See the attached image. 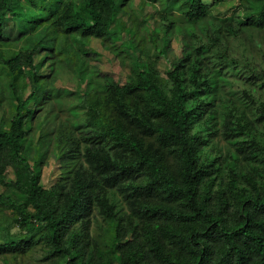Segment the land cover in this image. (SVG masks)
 <instances>
[{"label":"trees","instance_id":"trees-1","mask_svg":"<svg viewBox=\"0 0 264 264\" xmlns=\"http://www.w3.org/2000/svg\"><path fill=\"white\" fill-rule=\"evenodd\" d=\"M217 1L234 11L218 18L222 26L202 24L209 8L203 0H159L161 24L151 31L157 44L154 56H167L171 32L182 43L180 56L164 73L173 88L168 92L153 72L137 71L136 80L128 76L119 85L91 64L87 42L104 41L118 29L116 0H0V76L3 92L9 90L16 102L7 128H0V206L11 211L22 230L0 242V252L15 251L30 264H264V52L257 61L240 36L244 30L264 28V0ZM7 16L18 22L15 32H7ZM39 30L43 35L31 47L12 49ZM182 31L192 45L182 42ZM35 56H40L37 63ZM83 56L90 61L82 84L74 91L55 84L60 64L75 71L73 66L85 62H80ZM39 66L47 69L46 76ZM27 82L29 93L23 96L21 87ZM223 84L246 88L239 96L243 109L234 112V128L226 127L235 147L220 157L203 147L215 135L211 121L216 120L215 98ZM138 93L146 98L143 105L165 122H150L134 106L131 98ZM71 95L75 104L68 110L88 144L82 155L91 171L73 172L58 192L39 183L33 167L41 154L34 162L25 157V126L43 105H60ZM111 112L140 127L141 140L118 126ZM79 116L83 118L74 122ZM202 117L207 121L197 128ZM57 136H62L57 143L65 146L64 134ZM143 136L155 138L158 146L147 148ZM79 142L71 141L67 153L78 152ZM106 142L128 149L134 161L102 154ZM169 148L176 152L173 167L165 159ZM134 173L145 181L127 195L143 198L131 207L140 221H148L127 230L113 225L114 234L102 247L92 245L94 211L107 217L111 212L103 187L111 190L131 181ZM127 235L133 242L123 241Z\"/></svg>","mask_w":264,"mask_h":264},{"label":"rangeland","instance_id":"rangeland-1","mask_svg":"<svg viewBox=\"0 0 264 264\" xmlns=\"http://www.w3.org/2000/svg\"><path fill=\"white\" fill-rule=\"evenodd\" d=\"M74 1L76 4H79L82 0ZM143 1L144 0H116L118 29H116L117 31H112L111 36H106L108 38L104 41L92 38L87 42L86 45L92 51L91 56H93L91 64L95 66L97 71H101V74L107 75L119 85L124 83L128 76L136 80L137 71L153 72L158 84L165 87L166 91L170 92L173 90L172 84L166 78L164 73L170 68V62L172 60H177L180 56L182 43L179 36L171 32L167 47V56L161 59L154 56L157 44L154 42L155 38L151 31L154 27H160L161 24V22L159 24L160 18H158L159 13L157 12L160 8V2L159 0H148L147 5H142ZM203 3L209 7L208 15L202 20V24L205 25L213 22L216 25L222 26L218 18L230 16L231 13L234 12L233 10L228 11L227 6H224L223 3L217 0H203ZM131 10L132 17L130 14ZM172 15L178 16L175 13ZM151 16L153 17L150 18ZM5 23L8 33L15 32L16 30H12V28H16L19 25L18 22L12 21L10 16H7ZM167 26H169L170 29H173L172 25L170 26L168 24ZM196 30H198L196 33H200L199 28ZM42 35V30H39L36 34H30L23 39L22 42L14 44L12 49L19 50L25 45L31 47L34 41L37 38L42 37ZM240 36L242 37V41L249 45L248 51L257 57V61H261L262 52H264V43H262L264 40V28L257 31L255 29L244 30ZM159 37H161L163 42L167 39L163 32L160 33ZM180 37L184 44H193V40L185 35L183 31ZM189 49H191V47L188 46V50ZM39 58L40 56L34 59L35 63H37ZM87 59L88 60L83 56L80 62H85L79 68L73 66L75 71L69 69L65 63L60 64V79H58L55 84H58L61 88L74 91L76 86L79 87L82 84L85 67L88 65V61H90L89 58ZM53 61L55 60L47 59L46 62ZM54 65L55 67H59L56 62ZM39 69L38 71H41L44 76L47 75L46 68L39 66ZM52 80L53 77H50L47 79L46 84H49ZM4 84L5 81L0 76V89L2 92L5 90ZM30 85V82H27V84L21 87L23 89V96H27L29 93ZM226 85L227 84L222 85L215 98L214 110L216 111V120L213 119L211 122L213 123V127L215 126L214 128L217 130H213L215 135L211 136L210 140L207 141L208 145L206 144L203 147V150H208L210 153L219 155L220 157L225 156L227 149L235 147V145H233V139H229L231 132L228 131L226 127L234 128L235 126L236 116H234V112L237 113L239 110L243 109L242 100L239 96L242 94V88L245 87L244 84H240L235 88H227ZM10 93L9 90L3 92L4 97L2 99V104L0 105V128H7L12 110L16 105L15 98ZM145 99L146 98L142 93L135 94L131 98L132 103L135 104L134 106L141 108V110L145 112L144 114L149 118L150 122H165L160 117L154 116L151 110L143 105L146 102ZM98 101L102 102L101 98ZM74 102L75 97L74 95H71V97H63L60 105H54L51 102L50 104L48 103V106L43 105L35 114L31 124L25 126L24 155L26 158L34 162L36 161L35 159L37 155L41 154L42 159L40 163H36V166H34L33 169L39 175V183L45 189L53 188V190L59 192L60 187L64 186L65 180H68L69 177L71 178L73 172L80 170V172L87 174V172L91 171L89 170L88 165L84 162V154L82 155L85 146L88 144L85 143L81 137L83 135L81 129H75L73 117L68 110L69 104H75ZM82 118V116H79L78 119H74V122ZM110 118L116 119L118 126H121L127 132L131 133L133 131L136 133V136L141 140V128L128 123V118L123 117L122 119H119L113 112L110 113ZM206 121L207 118L202 117L200 122H198L197 128L203 127ZM222 124H226V126L223 128ZM42 133H45L46 135L40 140V134ZM59 134H64L65 146L57 143L58 141L56 138L58 139V137H62L57 136ZM142 138L145 140L147 148L152 149L154 146H158L155 138L149 136H143ZM73 140H76L77 142L81 141L78 145V152H75V154L70 152L68 154L66 150ZM103 149L104 151H102V154L110 156L111 159L113 158L117 161H134L133 153L123 146H114L110 144V142H106L103 144ZM166 151L165 159L168 165H171L172 167L175 166L176 152L172 148L166 149ZM9 178H12L11 172H9ZM144 181L145 178L134 173L131 181L122 182V184L111 190H108L107 187H103L106 191V199L109 200V208H111V212H108L110 217H107L98 209L94 211V217L90 221L92 232L89 237L92 245L102 247L105 244V239L112 233L114 234L115 228L113 229V225L116 226V229L120 228L121 230H127L135 226L138 227V223L142 224L148 221L142 219L140 221L135 215L133 207H131L132 202L143 198L139 195H127L133 190L136 191L139 188L138 186H141ZM125 189L126 192L124 195L121 191ZM9 191L12 190L7 189L6 192L10 193ZM113 199L115 202H113ZM112 203L115 205L114 210ZM84 211L85 209L83 208V212ZM100 228L102 231L98 233ZM21 231L22 230L15 223L11 211L1 205L0 242L5 243L8 237L18 235ZM123 241L131 243L133 242V236H124ZM42 254L43 253H38V256H41ZM21 259L22 258H20L15 251L0 252V264H30L28 257L26 258L27 262H24Z\"/></svg>","mask_w":264,"mask_h":264}]
</instances>
